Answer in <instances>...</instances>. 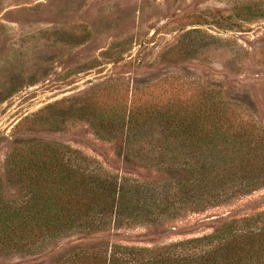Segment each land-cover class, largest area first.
<instances>
[{
    "label": "rangeland",
    "instance_id": "rangeland-1",
    "mask_svg": "<svg viewBox=\"0 0 264 264\" xmlns=\"http://www.w3.org/2000/svg\"><path fill=\"white\" fill-rule=\"evenodd\" d=\"M203 89L220 91L264 127V0H0L1 176L14 148L37 141L79 152L100 173L164 185L174 177L144 159L161 123L138 138L120 124L134 105L149 114ZM263 212L264 188L158 225L74 235L48 251L160 246Z\"/></svg>",
    "mask_w": 264,
    "mask_h": 264
},
{
    "label": "trees",
    "instance_id": "trees-1",
    "mask_svg": "<svg viewBox=\"0 0 264 264\" xmlns=\"http://www.w3.org/2000/svg\"><path fill=\"white\" fill-rule=\"evenodd\" d=\"M242 112L220 91L205 89L175 96L149 114L134 105L120 129L138 138L148 124L161 123L160 138L149 143L144 159L174 177L164 185L100 173L68 147L37 141L17 146L0 175V258L41 255V264H264V212L160 246L103 242L48 251L74 235L92 240L110 229L158 225L264 188V127Z\"/></svg>",
    "mask_w": 264,
    "mask_h": 264
}]
</instances>
